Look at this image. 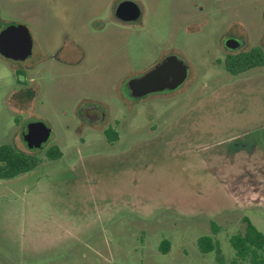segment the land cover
<instances>
[{
    "label": "rangeland",
    "instance_id": "rangeland-1",
    "mask_svg": "<svg viewBox=\"0 0 264 264\" xmlns=\"http://www.w3.org/2000/svg\"><path fill=\"white\" fill-rule=\"evenodd\" d=\"M119 1L0 0V28L32 37L26 57L0 53V144L40 159L0 177V264H220L202 234L231 263L243 216L264 232V63L223 61L264 51V0H134L135 20ZM171 53L185 80L131 96L127 80ZM91 106L102 119L82 118ZM34 120L51 127L40 147L21 136Z\"/></svg>",
    "mask_w": 264,
    "mask_h": 264
},
{
    "label": "water",
    "instance_id": "water-1",
    "mask_svg": "<svg viewBox=\"0 0 264 264\" xmlns=\"http://www.w3.org/2000/svg\"><path fill=\"white\" fill-rule=\"evenodd\" d=\"M114 13L122 20H135L141 9L134 0H120L114 6ZM225 45L234 48L240 41L227 37ZM32 48V37L28 27L20 22L8 21L0 28V53L15 58L26 57ZM187 65L176 54H167L143 73L127 80L129 94L139 97L152 91L172 89L185 80ZM51 134V127L42 120L26 123L21 130L22 139L30 147H40Z\"/></svg>",
    "mask_w": 264,
    "mask_h": 264
},
{
    "label": "trees",
    "instance_id": "trees-1",
    "mask_svg": "<svg viewBox=\"0 0 264 264\" xmlns=\"http://www.w3.org/2000/svg\"><path fill=\"white\" fill-rule=\"evenodd\" d=\"M262 16L264 18V9ZM223 61L228 71L238 73L256 65H262L264 51L259 45H253L245 50H229ZM104 133L109 140H113L117 135L109 127L104 128ZM46 154L49 157H56L61 154V150L58 146L51 145L47 148ZM39 160L30 152L17 149L10 143H2L0 144V177L13 176L29 170ZM243 220L245 221L244 231L229 236V242L234 249L231 263L224 261L217 241L209 234L198 236L199 249L202 252L215 249L216 258L220 264H242L244 260H247L248 264H264V232L260 231L247 216H243ZM213 228L215 231L216 226Z\"/></svg>",
    "mask_w": 264,
    "mask_h": 264
},
{
    "label": "flooded vegetation",
    "instance_id": "flooded-vegetation-1",
    "mask_svg": "<svg viewBox=\"0 0 264 264\" xmlns=\"http://www.w3.org/2000/svg\"><path fill=\"white\" fill-rule=\"evenodd\" d=\"M127 91L129 93V89H128V86H127ZM92 115H97L100 119L103 118V112L102 110L100 109V107L98 106H91L88 110H87V116L86 117H82L84 119H88V120H91V117Z\"/></svg>",
    "mask_w": 264,
    "mask_h": 264
}]
</instances>
